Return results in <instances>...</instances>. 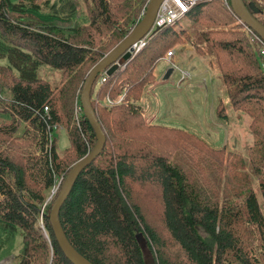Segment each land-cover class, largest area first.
Instances as JSON below:
<instances>
[{
  "label": "trees",
  "instance_id": "16d2710c",
  "mask_svg": "<svg viewBox=\"0 0 264 264\" xmlns=\"http://www.w3.org/2000/svg\"><path fill=\"white\" fill-rule=\"evenodd\" d=\"M242 1L248 8L254 4V17L264 25V0ZM148 2L0 0V134L21 133L37 151L23 164L0 146V261L11 255L15 264H73L55 240L45 192L61 174L70 173L65 158L74 154L76 162L94 148L96 135L80 104L84 80L140 23ZM184 17L205 27L198 35L206 48L191 46L198 54L214 56L228 88L229 103L221 106L219 117L227 118L226 107L250 113L252 135L259 138L254 140L253 167L260 173L264 64L258 56L259 35L221 0H202ZM180 20L148 35L140 52L103 82L99 79L105 71L95 79L91 105L106 143L78 175L59 210L67 241L93 264H264V215L250 180L240 171L242 163L236 167L225 160L223 168L192 162L199 168L190 169L146 143L133 142L156 141L153 135L160 130L152 129L165 128L148 123L150 117L137 102L143 88L154 83L156 62L179 38ZM42 69L58 73V80L42 78ZM120 95V103L105 104L106 97ZM58 126L66 127L69 140L62 155L56 146ZM168 130L187 137L180 129ZM183 147L182 152H189L190 142ZM135 182L160 188L167 239L157 234L132 197ZM259 191L264 197V174ZM138 233L147 240L152 263L142 254ZM166 241L178 246L175 255L165 252Z\"/></svg>",
  "mask_w": 264,
  "mask_h": 264
},
{
  "label": "rangeland",
  "instance_id": "374dc122",
  "mask_svg": "<svg viewBox=\"0 0 264 264\" xmlns=\"http://www.w3.org/2000/svg\"><path fill=\"white\" fill-rule=\"evenodd\" d=\"M11 1L15 2L17 0ZM180 22L183 27L181 31H178L180 33L179 38H175L176 40L166 47L160 59L156 62L154 83L143 88L144 90L142 89V96L138 97V102L133 98L130 99L131 102H137L142 105L144 114H148V116H145L150 117L148 123L165 128L152 129L163 131L154 133L153 136L157 139L156 141L144 139L133 142L137 144L146 143L156 152L169 154L172 162L176 160L186 168L192 166L190 169L199 168V166H196L192 162L200 163L205 161L204 165L206 163L209 165V161L212 165H220L223 168L226 166L225 160L232 161L236 167H239L240 163H242L243 168L240 171L250 180L249 185L257 193L264 215V197L259 191V182L262 174H264V167H261L260 173H257L255 167H253L255 166L254 159L257 158L254 140L259 138L252 135L250 113L226 107L227 118L221 119L219 117L218 114L221 106H228L227 103H229L228 88L222 82V78L220 77L221 72L214 61V56L198 54L191 46V42H194L200 44L204 49L206 48L202 37L198 35L205 27L200 21L192 23V20L187 17L182 18ZM155 31H152L151 34ZM170 50L173 51V54L169 58L167 53ZM188 50L192 51L188 52ZM259 52L258 48V56L260 57ZM200 57H203V60ZM211 58L212 61L209 60ZM262 60L264 61V59ZM172 65L189 71L188 76L185 77V81H180L181 73L179 75V73L175 72H172L167 79H163L165 72ZM41 77L55 83L59 78V74L42 69ZM97 88L98 85H95L92 91L93 96H95ZM122 97L124 99V96L120 95L111 101L112 103H117ZM3 121V118H0V123ZM167 128L180 129L187 134V137H185L186 135L181 136L179 132L169 131ZM60 129L61 126H58L56 129L58 132H55V134L57 133L58 141V144L56 142V146L58 145V152L62 155L69 145V140L65 132L66 127L62 130ZM144 129L140 130L143 131ZM188 133L193 135L189 136ZM17 135H20V137H17ZM131 137H134V135L132 134ZM187 142H190L191 148H188L189 152L185 150V152H182L184 149L183 144ZM33 144L32 141L26 140L21 133L13 135L0 134L1 149L12 159L23 164L31 157L30 155L37 154V151L32 149ZM210 148L221 151L210 150ZM185 155L189 158L187 159ZM75 159L76 155L71 154L70 157L65 158V163L72 166ZM60 176L56 180L55 186L45 192L46 205L48 204L47 207L50 209L58 191L63 185L62 182L67 177L64 174ZM217 177L223 179V175H217ZM131 186L132 197L140 204L142 211L147 216L148 223L160 237L167 239L168 234L162 224L163 210L160 201L161 196H159L160 188L150 182L140 185H138V182H135ZM42 232L45 234L47 242H49L45 228L42 229ZM164 248L165 252L172 256L179 251L178 246L171 241H168ZM181 258L185 260L184 257ZM2 260L5 261L3 264H15V260L11 255ZM150 263H152L151 256Z\"/></svg>",
  "mask_w": 264,
  "mask_h": 264
},
{
  "label": "water",
  "instance_id": "95a60500",
  "mask_svg": "<svg viewBox=\"0 0 264 264\" xmlns=\"http://www.w3.org/2000/svg\"><path fill=\"white\" fill-rule=\"evenodd\" d=\"M164 0H149L147 4V9L133 30L117 44L112 50L100 60L93 68L89 71L88 75L84 80L83 90L80 94V104L83 111L86 112L87 118L92 125L95 135L96 143L94 148L86 155V157L76 161L72 164L70 168V173L67 175L66 179L62 182V187L58 191L55 200L51 206V211L49 215V222L51 228L53 229L54 237L56 242L61 247L63 254L67 257L73 264H93L88 261L85 257L81 256L67 241L63 228H61L60 219H59V210L66 197L69 195L73 183L75 182L78 175L84 170V168L95 160L99 155L104 145L106 143L105 135L102 130V126L97 120L95 110H93L91 105V93L93 90V85L95 79L97 78L100 72L105 71L107 76H111L115 70H117L120 65L127 61L131 56V46L140 41L142 38L150 32L155 15L160 8V4ZM230 5L234 14L241 20L243 23L248 26L254 33L258 34L264 41V25L254 17V14L257 12L254 4L249 3V8L242 0H229ZM250 9V10H249ZM172 67L169 68L163 79H167L172 73ZM136 240L141 248L142 254H144L146 261L150 262V254L147 247V240L143 237L141 233L136 235Z\"/></svg>",
  "mask_w": 264,
  "mask_h": 264
},
{
  "label": "built area",
  "instance_id": "2783aa9c",
  "mask_svg": "<svg viewBox=\"0 0 264 264\" xmlns=\"http://www.w3.org/2000/svg\"><path fill=\"white\" fill-rule=\"evenodd\" d=\"M202 0H164L161 4H160V8L158 9L156 15H155V19H154V23L153 26L150 30V32L146 35V37L142 38L140 41L134 43L130 48L131 50V54H136L138 52H140L141 48H143L146 44H147V38L149 37L148 35L151 34L152 31H155V29H161L165 26H168L169 24H173L176 23L178 20L184 18L185 14L187 12H189L194 5L198 4V2H200ZM223 2L224 5H226V7H231L230 6V1L229 0H221ZM145 13V12H144ZM144 13H142V15H144ZM248 27V26H247ZM250 29V28H249ZM251 30V29H250ZM252 31V30H251ZM258 36V35H256ZM259 42L258 44V48L260 50V57L262 59H264V41L262 39H260V36L258 37ZM173 54V51L170 50L167 53V56L170 58ZM262 62L264 63V61L262 60ZM172 69L175 73H181L180 76V81H185V77L188 76V70H184L183 68H179L177 66H173L172 65ZM181 69V70H180ZM106 74L104 72V74L101 76V78L99 79L100 82H103L106 78ZM179 83H183V82H179ZM123 99V97L121 98V100ZM118 101V102H121ZM117 102V103H118ZM106 104L107 105H112V101L109 97H106ZM47 109V107L45 108V110ZM78 110H80L79 107L76 108V111L78 112ZM5 261L2 260L0 262V264H3Z\"/></svg>",
  "mask_w": 264,
  "mask_h": 264
},
{
  "label": "crops",
  "instance_id": "0c3cea01",
  "mask_svg": "<svg viewBox=\"0 0 264 264\" xmlns=\"http://www.w3.org/2000/svg\"><path fill=\"white\" fill-rule=\"evenodd\" d=\"M189 47V46H188ZM190 48V47H189ZM190 49H192V48H190ZM190 51H192V50H188V52H190ZM201 58V60H203V57H200ZM60 130H62V129H60Z\"/></svg>",
  "mask_w": 264,
  "mask_h": 264
},
{
  "label": "flooded vegetation",
  "instance_id": "af4514ba",
  "mask_svg": "<svg viewBox=\"0 0 264 264\" xmlns=\"http://www.w3.org/2000/svg\"><path fill=\"white\" fill-rule=\"evenodd\" d=\"M172 72H174V71L172 70Z\"/></svg>",
  "mask_w": 264,
  "mask_h": 264
}]
</instances>
